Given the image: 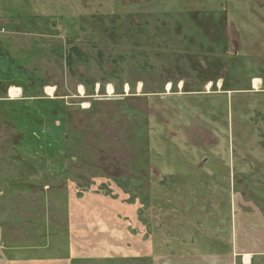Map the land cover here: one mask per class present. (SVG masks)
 Returning a JSON list of instances; mask_svg holds the SVG:
<instances>
[{"label": "rangeland", "instance_id": "374dc122", "mask_svg": "<svg viewBox=\"0 0 264 264\" xmlns=\"http://www.w3.org/2000/svg\"><path fill=\"white\" fill-rule=\"evenodd\" d=\"M0 264H264V0H0Z\"/></svg>", "mask_w": 264, "mask_h": 264}, {"label": "bare ground", "instance_id": "6f19581e", "mask_svg": "<svg viewBox=\"0 0 264 264\" xmlns=\"http://www.w3.org/2000/svg\"><path fill=\"white\" fill-rule=\"evenodd\" d=\"M15 89V88H14ZM13 87H12V90L14 91ZM18 91V90H17ZM16 94V93H15Z\"/></svg>", "mask_w": 264, "mask_h": 264}]
</instances>
